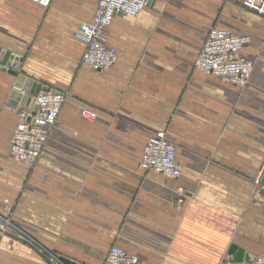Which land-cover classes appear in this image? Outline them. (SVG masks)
Instances as JSON below:
<instances>
[{"label":"crops","instance_id":"0c3cea01","mask_svg":"<svg viewBox=\"0 0 264 264\" xmlns=\"http://www.w3.org/2000/svg\"><path fill=\"white\" fill-rule=\"evenodd\" d=\"M97 3L0 0V47L42 86L69 92L32 173H11L29 165L10 154L28 102H16V77L0 61V201L15 203L19 235L84 264H106L112 245L154 264H228L233 244L264 254V16L243 0H149L115 15L108 43L118 56L97 71L75 36ZM211 26L249 37L245 85L195 67ZM86 106L98 119L81 115ZM163 129L178 178L140 167ZM0 264L47 263L5 234Z\"/></svg>","mask_w":264,"mask_h":264},{"label":"built area","instance_id":"2783aa9c","mask_svg":"<svg viewBox=\"0 0 264 264\" xmlns=\"http://www.w3.org/2000/svg\"><path fill=\"white\" fill-rule=\"evenodd\" d=\"M48 7L53 0H32ZM149 0H98L92 19L80 23L75 36L85 44L82 63L97 71H106L115 63L117 48L108 43V30L117 13L137 15ZM243 5L264 16V0H243ZM247 35L238 34L230 28L211 26L195 67L202 72L221 76L235 85L248 82L253 70V61L244 57L240 50L248 42ZM69 92L48 88L33 96L34 102L22 105L17 110L18 121L11 136L10 154L16 161L33 164L40 157L50 130L68 98ZM81 115L96 120L99 114L90 107H83ZM140 167L171 178L181 175L182 166L176 158V145L166 130L151 133L144 146ZM9 198L5 203L9 204ZM9 221L0 222V241L4 231L9 230ZM60 261L57 256H52ZM106 264H154L143 262L137 254L124 247L112 245L107 253ZM257 264H264V254L258 256Z\"/></svg>","mask_w":264,"mask_h":264},{"label":"water","instance_id":"95a60500","mask_svg":"<svg viewBox=\"0 0 264 264\" xmlns=\"http://www.w3.org/2000/svg\"><path fill=\"white\" fill-rule=\"evenodd\" d=\"M0 61L8 66V72L16 77L15 80V89L13 94L16 97V102L18 99H22L26 103L34 102L33 96L38 94L42 89H48V87L42 86V84L34 78L26 75L21 71V62L23 58L17 56L15 53H11L0 47ZM27 103V104H28ZM262 182L264 183V175L262 177ZM6 235H9L13 239L21 241L22 243L27 244L31 247L47 264H84L79 261L68 258V257H60V261L54 259L51 255H49L44 249L40 248L34 241H32L28 237L21 236L12 231L6 230L4 231ZM231 253H234V261L228 264H257V255L252 254L249 251L240 248L237 244H233L230 249Z\"/></svg>","mask_w":264,"mask_h":264},{"label":"rangeland","instance_id":"374dc122","mask_svg":"<svg viewBox=\"0 0 264 264\" xmlns=\"http://www.w3.org/2000/svg\"><path fill=\"white\" fill-rule=\"evenodd\" d=\"M25 166L26 167L24 168L20 166L14 167L13 170H11V173H23V171H25V173H32L33 164H29ZM14 206L15 203H12L11 205L6 204L5 199H2V202L0 201V222L9 221L10 222L9 229L18 234H22L21 230H23V227H21L18 223L16 207ZM3 239H5V236L3 237Z\"/></svg>","mask_w":264,"mask_h":264}]
</instances>
